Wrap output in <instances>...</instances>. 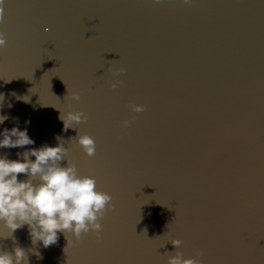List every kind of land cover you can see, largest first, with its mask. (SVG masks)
<instances>
[{
    "label": "water",
    "instance_id": "1",
    "mask_svg": "<svg viewBox=\"0 0 264 264\" xmlns=\"http://www.w3.org/2000/svg\"><path fill=\"white\" fill-rule=\"evenodd\" d=\"M0 31V133L35 141L0 156L63 140L116 205L99 238L58 233L45 248L24 225L0 251L18 245L28 264H166L180 238L204 264H264V0H4ZM69 110L88 119L65 131ZM79 132L95 138L94 157Z\"/></svg>",
    "mask_w": 264,
    "mask_h": 264
},
{
    "label": "clouds",
    "instance_id": "2",
    "mask_svg": "<svg viewBox=\"0 0 264 264\" xmlns=\"http://www.w3.org/2000/svg\"><path fill=\"white\" fill-rule=\"evenodd\" d=\"M154 2L159 3L160 0ZM183 3L191 6L192 0H183ZM3 22L4 0H0V23ZM6 46L7 38L0 31V49ZM124 72L125 69L120 67L113 75L118 77ZM121 83L119 79H114L110 87L117 89ZM66 97L69 101L81 100L80 92H70L68 88ZM2 100L3 96H0ZM146 107L143 103L128 105L131 113L144 112ZM6 119L7 116L0 115V124ZM59 119L63 121L66 131L73 123L86 122L88 116L82 110H69L66 113L60 111ZM134 120L135 116L123 119L120 127H131ZM0 137V148H16L35 143L27 129L21 130L18 127L10 130L5 128ZM73 139L87 157L96 155L97 145L93 136L79 132ZM17 156H22V159L12 160L6 155L0 156V223L9 230L8 235L0 237L15 240L13 233L24 225L28 226L33 244L41 241L45 248L57 243L58 233H64L68 244V234L77 242H82L89 232L97 238L101 236L102 220L115 210L114 197L98 187L95 176L79 173L77 163L69 158V148L64 146L63 140L55 146L44 144L17 153ZM64 160L67 161L66 166L61 165ZM20 174L27 179H18ZM168 241L175 247V252L165 254L166 264H204L202 249H198L194 256L185 258L181 250L183 240L171 238ZM0 264H28L27 252L18 245L11 253L0 251Z\"/></svg>",
    "mask_w": 264,
    "mask_h": 264
}]
</instances>
